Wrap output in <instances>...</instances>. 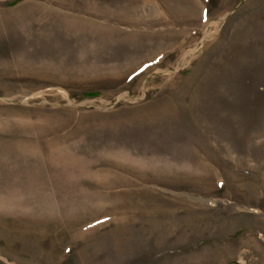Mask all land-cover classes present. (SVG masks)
Instances as JSON below:
<instances>
[{
    "label": "rangeland",
    "instance_id": "1",
    "mask_svg": "<svg viewBox=\"0 0 264 264\" xmlns=\"http://www.w3.org/2000/svg\"><path fill=\"white\" fill-rule=\"evenodd\" d=\"M0 264H264V0H0Z\"/></svg>",
    "mask_w": 264,
    "mask_h": 264
}]
</instances>
